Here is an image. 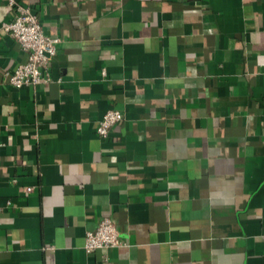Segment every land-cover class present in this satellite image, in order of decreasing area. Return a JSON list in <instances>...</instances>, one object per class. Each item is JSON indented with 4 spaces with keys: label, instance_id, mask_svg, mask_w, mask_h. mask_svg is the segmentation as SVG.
Segmentation results:
<instances>
[{
    "label": "crops",
    "instance_id": "1",
    "mask_svg": "<svg viewBox=\"0 0 264 264\" xmlns=\"http://www.w3.org/2000/svg\"><path fill=\"white\" fill-rule=\"evenodd\" d=\"M16 2L60 42L11 88L0 34V264H264V0Z\"/></svg>",
    "mask_w": 264,
    "mask_h": 264
},
{
    "label": "built area",
    "instance_id": "2",
    "mask_svg": "<svg viewBox=\"0 0 264 264\" xmlns=\"http://www.w3.org/2000/svg\"><path fill=\"white\" fill-rule=\"evenodd\" d=\"M3 1L11 18L10 21L0 23V34L16 42L20 51L26 54L24 62L16 64L11 71L5 72L8 86L32 88L50 82L49 64L56 54V46L60 38L44 33L37 15L31 11L29 6L20 4L16 0ZM122 119L123 116L119 110L107 111L95 127L97 136L106 137ZM25 190L27 194L33 191L30 187ZM123 244L115 223L108 218H102L98 221L94 231L86 232L82 247L87 253H91L95 250H112Z\"/></svg>",
    "mask_w": 264,
    "mask_h": 264
}]
</instances>
